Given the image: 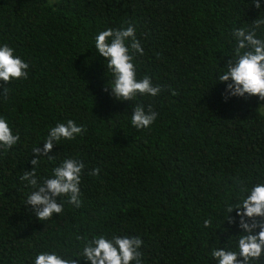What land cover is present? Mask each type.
Listing matches in <instances>:
<instances>
[{
	"label": "trees",
	"instance_id": "1",
	"mask_svg": "<svg viewBox=\"0 0 264 264\" xmlns=\"http://www.w3.org/2000/svg\"><path fill=\"white\" fill-rule=\"evenodd\" d=\"M259 2L0 0V46L29 65L27 79L0 81L9 90L0 117L20 134L11 149L0 147V264H34L52 251L85 264L77 236L139 237L142 264H217L214 249L236 250L243 233L226 208L240 203L237 180L264 183V101H225L217 77L233 56V31L264 19ZM128 24L144 53L134 57L137 79L161 86L156 97L119 101L104 90L112 74L95 37ZM256 31L264 39V25ZM137 104L158 114L150 127L132 126ZM68 120L85 132L54 144L55 159L35 170L43 181L64 159L82 161L81 206L62 197L63 212L39 221L26 206L34 189L20 177L33 170V147Z\"/></svg>",
	"mask_w": 264,
	"mask_h": 264
},
{
	"label": "clouds",
	"instance_id": "2",
	"mask_svg": "<svg viewBox=\"0 0 264 264\" xmlns=\"http://www.w3.org/2000/svg\"><path fill=\"white\" fill-rule=\"evenodd\" d=\"M255 8L260 9L259 0H252ZM251 29L236 28L233 36L236 46L233 56L228 60L224 72L217 77L220 83H226L224 98H243L256 96L264 101V39L258 38L257 29L264 25V19H256ZM95 48L105 61L107 72H111L112 80L108 82L105 91L119 101H132L137 94L156 97L162 88L153 85L151 77L145 75L137 79L134 65L135 55H143V48L136 38L135 26L128 24L126 28L107 29L95 37ZM29 65L19 56L14 54V49L7 44L0 46V81L10 84L12 80L27 79ZM9 94L8 87H3L0 97L6 98ZM175 95V93H173ZM157 113L151 107L145 110L142 105L133 106L131 124L136 129L150 127L157 119ZM85 128L73 120L59 123L52 127L43 141V148L33 147L32 171H25L20 177L27 181L34 191L28 196L26 206H31V211L39 221H46L59 215L64 210L62 197L67 198L69 204L79 208L80 183L85 164L76 158H66L59 166L52 170L50 178L40 181L37 178L36 166L42 158L49 161L55 157L49 156L54 144L61 140H74L83 135ZM20 140V134H13L8 121L0 117V147L11 149ZM100 169L94 168L88 174L98 175ZM241 195L240 203L228 205L226 211L230 223H236V219L230 214L236 211L239 217L238 227L242 230L238 237L236 250L226 247L214 249L211 253L217 264H254L264 257V183H258L250 189L243 182L237 180ZM58 198H60L59 202ZM211 220L204 221V227L209 228ZM78 241L83 242L82 252L79 253L85 264H142L140 251L143 241L139 237L128 235H112L107 238L104 235L88 239L77 236ZM79 259L64 258L55 251L41 252L34 264H78Z\"/></svg>",
	"mask_w": 264,
	"mask_h": 264
}]
</instances>
